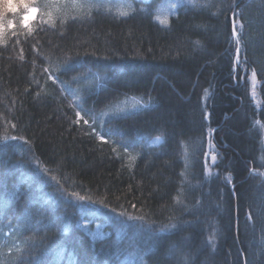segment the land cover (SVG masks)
Masks as SVG:
<instances>
[{
	"label": "trees",
	"instance_id": "1",
	"mask_svg": "<svg viewBox=\"0 0 264 264\" xmlns=\"http://www.w3.org/2000/svg\"><path fill=\"white\" fill-rule=\"evenodd\" d=\"M30 2L0 0V264H264V0L239 61L231 0Z\"/></svg>",
	"mask_w": 264,
	"mask_h": 264
},
{
	"label": "snow or ice",
	"instance_id": "2",
	"mask_svg": "<svg viewBox=\"0 0 264 264\" xmlns=\"http://www.w3.org/2000/svg\"><path fill=\"white\" fill-rule=\"evenodd\" d=\"M187 2L191 5H193V7L196 8H200V7H208V4H204L201 5L197 2V0H187ZM21 7H23L25 9V14L23 15V21H24V26L27 27L28 26V21L30 20V18H33L35 13H37L39 11L38 8L36 7H32L31 6V2L30 0H20V5ZM11 5H6V7L3 10H0V34L3 33L5 25L3 23L4 21V13L8 10V8H10ZM162 8H167V9H171L174 10L177 7V3L172 2V0H168V3L165 5L161 6ZM229 8L232 9V25H231V39L234 41L235 44V52H236V59L237 61H239V56L240 53L242 51V41H241V36L243 35V30H244V24L240 21L239 17L241 15V10L239 9V0H231V3L229 4ZM123 16H127L129 15L128 12H122L120 13ZM155 19H157L161 24L167 25L168 24V19L167 17L161 18L160 15H157L155 17ZM30 30V29H29ZM197 45L200 44L199 41L195 42ZM253 76L256 75L255 71L253 70L252 73ZM51 78V77H50ZM76 116L79 118L77 120V123L80 122V120L83 121L84 124H88L89 121L87 119H84L81 116L80 112H76ZM14 127V125H13ZM93 131H95V129H93ZM97 136L100 140L104 141L105 143H107L108 141L105 139L104 136H101L99 133H97ZM5 139H23L22 137H16V136H12V137H8L5 136ZM157 140L160 139V137H156ZM211 160L213 162H215L216 160V156L212 155L211 156ZM258 175L264 176V172L261 173H257ZM230 180V178H229ZM73 195H76L75 193H73ZM80 199H84V197H80ZM106 206V205H105ZM121 215H125L124 213H121ZM131 218V217H130ZM139 219L143 220V217H139ZM249 219H251V216H249ZM175 225L174 224H170L165 226L164 228H161L160 231H164L166 228H174Z\"/></svg>",
	"mask_w": 264,
	"mask_h": 264
},
{
	"label": "rangeland",
	"instance_id": "3",
	"mask_svg": "<svg viewBox=\"0 0 264 264\" xmlns=\"http://www.w3.org/2000/svg\"><path fill=\"white\" fill-rule=\"evenodd\" d=\"M182 1L183 0H172V2H175L177 4L182 2ZM116 7L120 8L122 10H126L127 4L118 3V5H116ZM85 83H86L85 84L86 87H91V86L98 84V82H96V80H89V81H86ZM135 104H137V103L134 101H127V102L123 103V105L121 104V107L123 106L122 109H129V108H132ZM117 107H120V106L118 105Z\"/></svg>",
	"mask_w": 264,
	"mask_h": 264
}]
</instances>
